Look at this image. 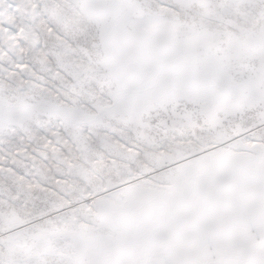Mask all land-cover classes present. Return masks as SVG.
I'll return each mask as SVG.
<instances>
[{"label": "snow or ice", "instance_id": "obj_1", "mask_svg": "<svg viewBox=\"0 0 264 264\" xmlns=\"http://www.w3.org/2000/svg\"><path fill=\"white\" fill-rule=\"evenodd\" d=\"M0 264H264V0H0Z\"/></svg>", "mask_w": 264, "mask_h": 264}]
</instances>
